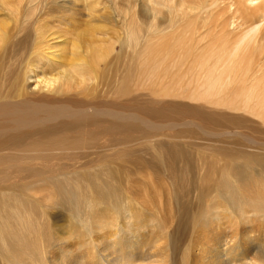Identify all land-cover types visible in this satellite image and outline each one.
Wrapping results in <instances>:
<instances>
[{
    "label": "bare ground",
    "instance_id": "bare-ground-1",
    "mask_svg": "<svg viewBox=\"0 0 264 264\" xmlns=\"http://www.w3.org/2000/svg\"><path fill=\"white\" fill-rule=\"evenodd\" d=\"M197 1L0 0V166L19 172L24 167L52 165L97 168L90 180L76 182L74 177H84L78 174L68 182L77 189L70 195L75 206L81 204L90 211L88 222L96 230L91 247L100 253L88 258V247L85 250L77 239L74 245L85 248L76 251L69 245L58 250L60 256L53 264H64L67 259L72 260L70 264H264V143H259L254 132H244L226 144L227 140H218L226 135L208 131L221 123L264 134V0L231 4L228 13L234 9L224 36L235 32L232 47L228 49L223 36L213 38L205 47L204 59L192 61L196 67L208 63L210 70L191 99L225 103L228 111L241 112L238 117L154 102L133 101L121 109L110 103L112 67L124 64L128 50L147 48L151 36L180 29L182 37L164 48L162 60L173 64L186 60L189 51L184 36L199 16ZM116 7L123 13L125 27L117 41L119 52H115L116 42L109 37L107 24ZM80 12L85 14L82 21ZM128 16L130 23L124 21ZM159 18L165 20L163 25ZM142 25H146L144 30ZM181 115H189L187 120L197 118L201 125L190 120L186 125L194 131L176 138L194 132L215 136L218 141H206L215 145L223 140V145L208 147L209 156L165 146L173 143L145 142L150 149L139 146L143 144L139 140L160 131L155 121H163V128H183ZM131 143L134 147L130 148ZM116 147L121 149L105 154ZM147 150L150 169L168 175L162 180L166 185L158 193L151 188L145 197L140 199L139 194L138 200L128 201L123 184L127 175L118 176L120 165L127 168L126 163L137 159L131 165H141L143 158L138 156ZM191 156L202 170L196 182L189 180L190 171L185 170ZM102 176L108 177L106 184L99 182ZM212 194L225 202L231 214L215 212L222 206L212 211L207 203ZM170 202L175 210L171 213ZM0 222L4 259L21 264L37 252L43 254L40 231L36 234L20 194L0 196ZM151 223H155L153 230Z\"/></svg>",
    "mask_w": 264,
    "mask_h": 264
},
{
    "label": "rangeland",
    "instance_id": "rangeland-1",
    "mask_svg": "<svg viewBox=\"0 0 264 264\" xmlns=\"http://www.w3.org/2000/svg\"><path fill=\"white\" fill-rule=\"evenodd\" d=\"M65 1L68 0H64V2ZM237 1L238 0H200L196 2L197 5L200 6L198 9L199 16L193 18L194 22L192 24V27L184 36V42L188 44L189 55L181 64H173L171 63V61L168 62L162 60L164 48L171 47L175 40L182 37V33L179 31L180 29L171 34H158L151 36L148 39L149 45L147 46V48L136 50L133 48L128 50L125 54L124 64L118 63L117 65H114L112 67V87L110 99L112 108L121 109V107L123 106H130L129 104H132L133 101H137L139 103L154 102L166 104L173 108H199L204 112L215 113L217 115L221 114L232 119L238 117V114H241V112L237 111V114V112L233 109L232 111H228L230 109H227V107H225V103H221L213 99L212 101L208 102L195 101L191 99V95L194 92L198 91L204 84L205 73L210 70V65L208 63L202 64V67H196L192 64V61L195 62L196 59H204L203 53L206 51L205 47L210 44L213 38H220L223 36L226 39L228 49L232 47V44L236 40V37L234 35L235 32H232L234 34L230 37H226L224 36V34L228 30L227 24L225 23L228 22V19L231 16V12L234 9L232 8L229 14L227 8H229L231 4H237ZM79 15L81 21L85 19L83 17L85 15L84 12H80L78 16ZM110 15L111 16H108L110 20L107 23L109 28L108 35H110L109 37L114 38V42H116L114 44V47L116 46L115 52H119L121 46L119 43H117V41H120L119 34H122L123 31H125V27L122 24L124 16L122 11L118 7H116L114 10H111ZM131 19L132 17L128 16L124 21L130 23ZM158 20L160 25L164 24V19L159 18ZM238 22H240L239 18L236 23L238 24ZM145 26L146 25H142L141 29L144 30ZM165 26L166 25L160 26L159 28L163 29ZM231 28L233 27L231 26L229 30H231ZM214 70H217L216 67L214 68ZM231 90L232 88L229 91ZM229 91H227L225 94H227ZM170 115L172 117L174 116V114ZM186 116L187 118H189V115L180 116V123L183 124V128L178 126L163 128V121L153 122L160 127L158 128L160 131H154V134L151 133V137L146 135V138H144L143 140H139L137 143H143L142 145H139L143 147V149L144 147L148 149L151 148L150 144H144L145 142L164 145L173 143L176 145L165 146L167 147V149H192V154L199 153L200 156H209V154L207 153V148H216L222 146L223 140H227L226 144L228 142H232V140L234 141V139L238 138V133L243 134L245 132V134L251 133V135H253L252 132H254V135L256 136L255 138L259 141V143H264V134L255 133V130L253 129L247 130L243 127L237 128L235 126L232 127L230 125H223L221 123H218V126L216 127H214L213 125V127L208 128V131H219L218 135L223 134L227 136L226 139L222 136H218V140L223 139L222 141H220L221 143H214L215 145H213L211 142L206 141V139L212 138V140H217L215 136H197L194 132L191 136L182 135L181 137L176 138L178 135L185 131H194L193 127V130H191V127L189 128L186 125L190 120L191 122L199 121L197 118L187 120ZM247 119H249V117ZM251 120V124H254V119L251 118ZM199 124L201 125V123ZM202 126L203 128H206V126H204L203 124ZM188 128L189 130H187ZM233 135L235 137H233ZM132 144L133 143L128 146H130V148L134 147ZM118 149L121 148L116 147L114 149H110L105 154H110ZM257 150H259L258 152L261 151L260 149ZM141 154L142 156H138L139 159L143 158L141 160V165H136V167L131 165L135 164L138 159L131 163H126L127 166L130 165L127 168H122L120 165V169L122 170L118 176L121 177L123 175H127V179L125 181L126 184H123L125 185L124 188L126 197H128V201H133L132 198H137L135 200H138L139 197L140 199L142 196L145 197V194H147L150 191L149 189L151 188H153L152 192L157 191L158 193L161 189L164 188L163 185H166V183L162 180H165L168 175H160L150 169L151 163L148 161L151 160V153L147 150L146 152H142ZM191 157L192 158L190 162H188V166L185 168V170L190 171V177L188 176L189 180L192 182H196L200 178V173L202 170H200V167L196 165L194 156ZM97 163L98 161H95L93 166H95ZM172 166V164L168 165V167ZM96 169V167H80L79 165H52L41 167H24V169L22 168V171L19 172L14 167L0 166V196L11 198L16 194H20L22 200H26L27 209L31 214L36 234L40 231L39 238L42 243L40 248L42 250H39L43 251V254L40 255L39 252H37L35 254L36 257L32 258L31 260L28 259L21 264H53L54 261L52 260L57 259V257L60 256L57 255L58 250L66 249V247H68L69 245H71L72 247H76V251L78 250V248H80L74 245L77 239L78 242H81L86 246V248L85 246H81L80 250H83L84 248L86 250L87 247L88 249H90L86 250L88 251V258H91L96 253H100V251H97L98 248L93 244L91 247V238L93 237L96 230L95 224L91 221L88 222L90 211L87 209V207H84L81 204L75 206L76 201L74 197L70 195H74V193L77 192V189L74 184L68 182L72 180L71 178L78 174L83 175L84 177H80L82 180L80 178L77 179L76 177H74V180H76V182H85L83 178L86 180H90L93 178L92 174ZM176 171L177 169H174V172ZM28 172L37 174V176H32L28 174ZM100 178V183H107L108 177L102 176V178ZM256 178L259 179V177ZM150 180H153V182H149ZM262 185V192L264 194V184ZM129 188L131 189L128 190ZM130 194L132 196H130ZM210 198L209 200H207V203H209L212 207V211H214L215 208L222 206L221 209L219 208L218 210H215V212L219 211L221 213L227 212L231 214L230 210H228L226 207L224 208L223 205L225 202H223L221 198L216 197L215 194H212ZM53 200L57 203L56 205H54ZM212 200L214 202H212ZM49 204L52 206H50ZM170 205L172 206V208ZM168 206V211L170 213L172 210L175 211L171 202L168 204ZM151 210L155 211L153 208H151ZM146 211H148V215L151 214L149 213L150 211L148 209ZM156 212L158 213V211ZM160 213L158 214L160 215ZM163 215H165L164 217H166V212L163 213ZM120 220L123 221L122 218H120ZM123 222H125V220ZM152 224L153 223L150 224L151 227L149 226L151 230L154 229L152 228V226L155 223L153 225ZM169 247H171L170 243ZM71 262L72 260L67 259L64 264H70ZM0 264H13L11 260L4 259V252L1 249Z\"/></svg>",
    "mask_w": 264,
    "mask_h": 264
}]
</instances>
